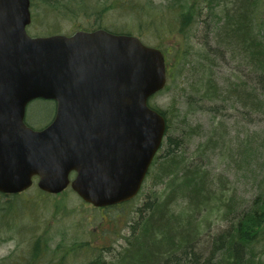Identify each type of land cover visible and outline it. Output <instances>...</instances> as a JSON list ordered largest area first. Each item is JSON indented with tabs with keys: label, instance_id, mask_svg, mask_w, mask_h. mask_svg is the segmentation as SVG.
<instances>
[{
	"label": "trees",
	"instance_id": "obj_1",
	"mask_svg": "<svg viewBox=\"0 0 264 264\" xmlns=\"http://www.w3.org/2000/svg\"><path fill=\"white\" fill-rule=\"evenodd\" d=\"M260 4L264 0H170L157 8L150 0H30L28 29H43L37 32L41 35L51 29L59 32L67 19L73 21L72 31L109 26L111 31L130 33L119 30L124 25H110L102 18L123 17V24L137 19L140 25L143 16L153 12L164 35L185 36L188 27L202 25L209 29L213 45L203 42V51L196 49L192 60L188 56L193 53L182 51L180 56L177 48L173 51L178 59L168 67V77L175 73L182 79L188 111L180 113L173 102L165 108L151 104L165 118V133L138 194L122 203L145 196L133 209L135 216L118 249L82 240L68 245L59 241L50 248L51 238L45 232L27 234V226L35 228L34 217L26 208L22 212L20 205L26 202L20 194L0 192V238L17 236L24 228L20 241L27 247L19 264H264L258 250L264 241V135L252 136L225 117L204 127L191 122L187 114L207 102L213 104L206 108L211 115L225 116L219 113L220 106L250 120L254 114L264 118V8ZM161 49L170 53L168 44ZM218 60L230 68L240 62L239 79L218 76ZM245 177L262 183L241 191L238 186ZM71 250L84 256L65 261ZM0 264L12 260L6 257Z\"/></svg>",
	"mask_w": 264,
	"mask_h": 264
},
{
	"label": "water",
	"instance_id": "obj_2",
	"mask_svg": "<svg viewBox=\"0 0 264 264\" xmlns=\"http://www.w3.org/2000/svg\"><path fill=\"white\" fill-rule=\"evenodd\" d=\"M29 0H0V192L68 185L101 207L139 190L165 131L147 98L165 83L162 52L103 28L30 36ZM35 98L56 103L41 129L24 121ZM74 176L70 179V173Z\"/></svg>",
	"mask_w": 264,
	"mask_h": 264
},
{
	"label": "rangeland",
	"instance_id": "obj_3",
	"mask_svg": "<svg viewBox=\"0 0 264 264\" xmlns=\"http://www.w3.org/2000/svg\"><path fill=\"white\" fill-rule=\"evenodd\" d=\"M150 1H152V5L157 6V8H161L160 4L167 5L170 0ZM261 7L264 8V4H260V8ZM152 13L153 12H150V15L149 13L144 15L141 19L140 25H137V19L128 21L127 24L126 22L123 24V17L117 20L113 19L112 21L108 20L109 18H107V15H104L102 20L110 25H115V23L124 25L126 28L124 27L125 29L119 30H127L132 34H138L141 41L147 45H159L160 48H162L168 44V47L170 48L168 52L170 53L166 54V65L167 68L169 67L170 69L172 68V60L174 64V61L178 59L177 52H173L176 48L178 49L180 56L182 51H184V54L193 53L188 56L192 60L194 58V52L197 51L196 49H198L199 52L203 51L201 50L203 42H207L210 46L213 45V41L211 39L212 35L209 29L204 28L202 25L197 26V24H193L191 27H188L185 36H180L178 35V32L175 33L174 31V34L164 35V29H161L160 27L162 23L159 22L155 14ZM148 17L150 18L147 19ZM169 18L170 17L167 16L166 20H168V24H170ZM72 22L73 21L70 19L62 21L59 32L67 34L71 33V28L73 26ZM106 28H109V26ZM41 30L43 29H36V27L35 29H31L32 35H38L37 32ZM54 30L51 29L49 31L52 33ZM31 31L30 28L27 29V32L30 33ZM261 31L264 32V29L262 28ZM179 38H181V40L178 41ZM170 43L174 46H171ZM218 65V70H215L218 76H221L224 79L228 78L230 80H238L240 75L237 70L241 68L242 71L243 69L240 62L237 64L238 67L236 63H234L231 68L225 61H219ZM168 79L167 88L154 95L153 98L149 100V104L165 108L169 106L170 102H173L176 104L180 113L187 112L188 109L184 104V96H182V93H184L183 88H181L184 86L182 79L176 77L175 73L173 75L172 73H169ZM199 104L202 105L199 111L187 113L191 122L202 123L205 127L211 120H214L215 122L219 118L225 117L224 119H226L230 125H235L236 123V128L243 129L249 134H252V136L264 135V118L261 116L259 117L256 114L251 115L252 118L250 120L249 117H241L240 114H238V112L233 108L224 109L223 107L220 108L219 105H217L220 109L219 113L225 114V116L219 114L211 115L207 112L206 108L213 106L212 103L205 102ZM52 113L53 105L51 101L43 98H36L31 100L26 106L25 121L30 125L41 126L50 119ZM213 164L216 165V160H214ZM252 179L245 177L243 183L239 184V189L242 187L240 189L241 191H244V189L248 191V189H251L252 187L255 189L258 184L262 183V180H259V182L254 180L253 182ZM143 189L145 190L144 194H147L148 189ZM18 197H20L21 201L26 202L25 205H20L22 212L24 213L26 208L34 217V220L32 221L34 225L33 227L35 228L30 229L27 226V234L35 235V233L41 234L45 232L47 237L51 238L49 244L50 248L55 247L56 243L59 241H61L64 245H68L70 241L82 240L85 243H88L89 241L92 246L95 245L100 248L108 247L109 249L115 248V250L118 249L119 245L123 242L122 235L128 232V222L133 220L135 216L133 209L137 205L141 204L145 198L143 194H139L134 200L126 204L100 209L84 203L70 188H67L65 192L58 194H47L46 196L43 194L40 195L35 181L32 187L24 191L22 194L20 193ZM250 198L252 197L249 195V199ZM18 227L21 229L23 226L21 227L20 224ZM23 232L24 228L17 233V236H11L10 234L8 236L11 237H6L7 235H2L3 238H0V261L2 259H6V257H10L12 264L20 263L22 258L21 253L23 250L25 252L27 247L26 245L25 248H23L24 246L20 241L23 237ZM18 241H20L19 244ZM24 242L27 243V240ZM254 249L256 250L257 247L255 246ZM258 250L262 252V259L264 261V241L259 244ZM83 256L84 255L81 252L71 250L68 252L64 260L66 261L67 259H71V262L74 259H80ZM40 261L44 262L42 259Z\"/></svg>",
	"mask_w": 264,
	"mask_h": 264
},
{
	"label": "flooded vegetation",
	"instance_id": "obj_4",
	"mask_svg": "<svg viewBox=\"0 0 264 264\" xmlns=\"http://www.w3.org/2000/svg\"><path fill=\"white\" fill-rule=\"evenodd\" d=\"M53 107H54V105H53Z\"/></svg>",
	"mask_w": 264,
	"mask_h": 264
}]
</instances>
